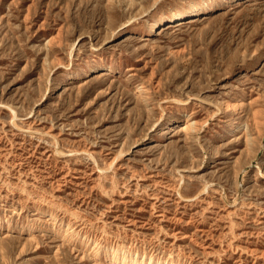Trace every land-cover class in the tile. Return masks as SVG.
Masks as SVG:
<instances>
[{"label": "rangeland", "instance_id": "obj_1", "mask_svg": "<svg viewBox=\"0 0 264 264\" xmlns=\"http://www.w3.org/2000/svg\"><path fill=\"white\" fill-rule=\"evenodd\" d=\"M112 248L264 264V0H0V264Z\"/></svg>", "mask_w": 264, "mask_h": 264}, {"label": "bare ground", "instance_id": "obj_2", "mask_svg": "<svg viewBox=\"0 0 264 264\" xmlns=\"http://www.w3.org/2000/svg\"><path fill=\"white\" fill-rule=\"evenodd\" d=\"M215 4L214 3H209L207 6H195L189 10H184V11H179L176 12L173 16L167 17V16H162L159 19H157L153 25H155L153 27V31L156 29V27L161 28V26L165 23V22H171V21H177V20H182L184 18L187 17H191L194 15H199L201 13H205V12H209L212 11L214 9ZM169 24V23H168ZM94 66V65H93ZM104 69V68H103ZM91 70V69H90ZM228 106V105H227ZM237 108L234 109V111H236ZM254 112V111H253ZM185 120V119H184ZM176 123V122H175ZM180 124V123H179ZM185 127L187 128H193V123L192 122H188L187 124H184ZM176 126H173L172 128H174ZM184 127V128H185ZM191 130V129H190ZM69 227V226H68ZM68 232V231H67ZM89 243V242H88ZM84 244V243H83ZM108 251V250H107ZM110 255L116 259V261H118L121 264H131L130 263V258L128 257V255H123L122 257H119V250L116 249H110L109 250ZM130 253V252H129ZM137 255V254H136ZM136 257V256H135ZM133 264V263H132ZM169 264V263H168Z\"/></svg>", "mask_w": 264, "mask_h": 264}]
</instances>
